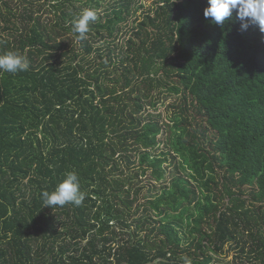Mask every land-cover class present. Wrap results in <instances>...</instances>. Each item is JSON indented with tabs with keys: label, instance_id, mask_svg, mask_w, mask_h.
<instances>
[{
	"label": "trees",
	"instance_id": "1",
	"mask_svg": "<svg viewBox=\"0 0 264 264\" xmlns=\"http://www.w3.org/2000/svg\"><path fill=\"white\" fill-rule=\"evenodd\" d=\"M207 6L0 0V55L29 63L0 71V264H264V32ZM68 171L84 201L44 207Z\"/></svg>",
	"mask_w": 264,
	"mask_h": 264
},
{
	"label": "clouds",
	"instance_id": "2",
	"mask_svg": "<svg viewBox=\"0 0 264 264\" xmlns=\"http://www.w3.org/2000/svg\"><path fill=\"white\" fill-rule=\"evenodd\" d=\"M243 23L242 29H247L249 23L259 26L264 32V0H208L203 15L206 19L217 25H223L231 18L233 12ZM97 19L94 9H83L73 24V32L78 34L77 39L82 40L90 31L89 22ZM29 63L19 52L10 51L0 55V71L18 73L27 71ZM85 199V194L80 190V179L75 171L65 173L64 179L51 192L44 191L42 200L44 207L64 206L74 204L79 206ZM188 264V262H186Z\"/></svg>",
	"mask_w": 264,
	"mask_h": 264
},
{
	"label": "rangeland",
	"instance_id": "3",
	"mask_svg": "<svg viewBox=\"0 0 264 264\" xmlns=\"http://www.w3.org/2000/svg\"><path fill=\"white\" fill-rule=\"evenodd\" d=\"M157 2H160V0H132L133 6H134V10H136L135 11L136 12L135 15H137L139 17V16H141V14H144L145 12L152 11L155 8V5L157 4ZM130 19L134 20L135 18L133 17V19L132 18H130ZM177 99H178L177 97L168 99L166 101L165 105H163V103H161L162 105H159L157 111H154V112H156V114H158V115L160 114L163 117H165V114L169 113L167 111L168 104H171V103L176 104V103H178L179 101H177ZM166 136H163V137L160 138L161 144H160V146H158L156 148V153L158 155L162 151H167L166 146L163 144V142L166 139ZM171 162H172V159L170 158L167 163L163 164V168L166 169V176H167L168 179L171 178V174L172 173L174 175H176V173H182V172H176L174 167H173V165H171ZM151 171H148L146 176L140 177V179H142L141 180L142 181L141 185L144 187V189H143V192L139 195L138 203H142L145 200L143 198L149 196L148 195L149 194L148 193V188L151 187L150 185H156V187H163L164 184H167L165 182H155L154 180H152L153 178L151 177ZM146 184L148 185V187L146 186ZM234 254H235V252L232 251V252L229 253V255L226 258L227 259L226 261L230 262V264L233 262V258L235 256Z\"/></svg>",
	"mask_w": 264,
	"mask_h": 264
}]
</instances>
